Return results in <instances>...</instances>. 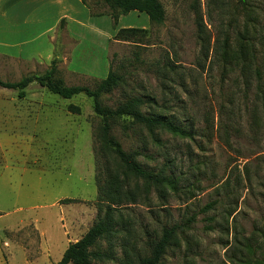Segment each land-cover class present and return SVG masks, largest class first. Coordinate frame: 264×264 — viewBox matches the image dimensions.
I'll return each mask as SVG.
<instances>
[{"label":"rangeland","instance_id":"rangeland-1","mask_svg":"<svg viewBox=\"0 0 264 264\" xmlns=\"http://www.w3.org/2000/svg\"><path fill=\"white\" fill-rule=\"evenodd\" d=\"M85 1L105 14H91L81 1L90 20L70 24L79 41L56 31L54 78L93 88L110 66L118 81L101 95L105 107L149 98L155 104L142 112L191 133L110 122L109 135L125 152H140L144 169L168 179L157 186L103 148L102 118L85 94L61 98L32 82L20 98L0 87V264H55L69 242L106 215L101 191L107 201L117 197L110 231L97 246L107 256L93 264H138L174 225L159 264H264V109L254 73L245 87L239 60L249 44L263 54L264 0H159V25L137 11L114 25L103 0ZM43 7L49 20L59 9L47 1ZM123 27L147 32L139 44L113 40ZM49 67L0 54L2 81L41 76Z\"/></svg>","mask_w":264,"mask_h":264},{"label":"trees","instance_id":"trees-1","mask_svg":"<svg viewBox=\"0 0 264 264\" xmlns=\"http://www.w3.org/2000/svg\"><path fill=\"white\" fill-rule=\"evenodd\" d=\"M81 1L89 8L91 14L98 16L105 14L100 11H94L85 0ZM103 2L109 9L107 14L111 17L114 25L120 15L130 11L145 13L151 24L159 25L164 20V9L159 0H103ZM61 30H65V21L63 18L60 20L57 27V31ZM146 32L147 30L144 28L123 27L115 31L112 39L115 41H128L139 44L141 37ZM250 45L251 44H249V49L246 50L245 54L242 53V50L240 51L242 53V57H239L240 62H242L240 72L244 75L243 83L247 88L251 85L249 74L254 73L256 92L262 99L261 103L264 109V51L261 56H258L256 50H252ZM57 58L54 52L53 58L50 61V67L43 75L24 76L18 81L0 80V87L18 90V96L20 98L24 97V89L32 82L39 83L48 91L61 98H70L79 93L85 94L92 100L93 111L102 118V124L99 129V139L103 148L111 156L120 161L121 165L135 177H139L146 183L157 186H163L164 183L168 184V179L162 176L160 172L153 173L148 171L137 162L136 156L139 155L140 152H125L121 148L119 142L109 135L111 128L110 122L116 119H129L132 123L142 125L151 133L153 129L166 130L179 136H189L191 132L187 131L185 127L176 125L164 115L142 112L141 109L146 105L151 106L155 104V102L149 98L143 99L139 96H130L113 110L105 107L100 97L104 93H110L116 87L118 81L117 75L112 71L110 66L106 77L98 80L93 88L83 85H64L60 80L54 78ZM68 110L79 113V107L76 105H68ZM104 196H106V194L104 191H101L98 197L101 202H108L106 203V215L104 217L98 215L95 222L79 239L74 242H69L62 257L55 264H93V259H102L107 256V253H101L97 249V246L99 240L103 239L110 231L109 227H111V219L113 216L110 210L115 208L113 205L116 206L115 200L117 196L116 194H111V199H109V201H107ZM64 202L70 203L73 202V199H64ZM177 228V225L164 228L161 237L152 245L150 254L141 258L138 264H159Z\"/></svg>","mask_w":264,"mask_h":264},{"label":"crops","instance_id":"crops-1","mask_svg":"<svg viewBox=\"0 0 264 264\" xmlns=\"http://www.w3.org/2000/svg\"><path fill=\"white\" fill-rule=\"evenodd\" d=\"M19 1L0 0V43L4 47L0 54L4 56L50 62L60 20L66 19L65 33L74 42L80 36L72 31L70 24L81 27L90 20L80 0H26L21 5ZM45 1L59 8L50 20L43 7Z\"/></svg>","mask_w":264,"mask_h":264}]
</instances>
